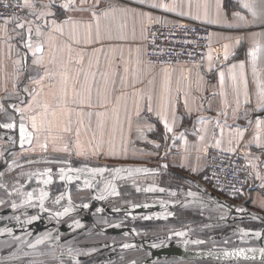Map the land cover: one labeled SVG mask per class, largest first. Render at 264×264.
<instances>
[{"label": "crops", "instance_id": "crops-1", "mask_svg": "<svg viewBox=\"0 0 264 264\" xmlns=\"http://www.w3.org/2000/svg\"><path fill=\"white\" fill-rule=\"evenodd\" d=\"M28 2L0 20V264H143L193 233L258 242L264 0ZM186 19L212 28L203 59L147 62L146 26ZM209 147L244 151L243 197L204 182ZM141 202L157 205L119 209ZM162 261L186 260L145 264Z\"/></svg>", "mask_w": 264, "mask_h": 264}, {"label": "built area", "instance_id": "built-area-1", "mask_svg": "<svg viewBox=\"0 0 264 264\" xmlns=\"http://www.w3.org/2000/svg\"><path fill=\"white\" fill-rule=\"evenodd\" d=\"M23 11V0H0V20ZM211 26L196 20L157 22L145 28V59L157 66L198 64L210 47ZM204 182L225 200L244 196L250 179L245 153L209 147Z\"/></svg>", "mask_w": 264, "mask_h": 264}, {"label": "water", "instance_id": "water-1", "mask_svg": "<svg viewBox=\"0 0 264 264\" xmlns=\"http://www.w3.org/2000/svg\"><path fill=\"white\" fill-rule=\"evenodd\" d=\"M258 117L264 116V112L257 114ZM224 202H229L223 199ZM157 205L155 202H141L134 205H128L124 208H119L121 210H142ZM51 223L46 224V228L52 227ZM3 231V230H1ZM258 241H263V238ZM164 245V244H163ZM166 246H156L155 256H151L148 259H144L143 264L147 263L149 260L153 263L155 259H170L175 258L179 260H203L212 262H250V261H262L264 262V244H241L233 245L223 248H202L198 246H184L178 245L173 242L165 244ZM155 257V259H154ZM46 264V263H44ZM47 264H53L47 263Z\"/></svg>", "mask_w": 264, "mask_h": 264}, {"label": "rangeland", "instance_id": "rangeland-1", "mask_svg": "<svg viewBox=\"0 0 264 264\" xmlns=\"http://www.w3.org/2000/svg\"><path fill=\"white\" fill-rule=\"evenodd\" d=\"M209 235V234H208ZM207 234L202 235V234H197V233H193L192 235H190L191 239H189L188 241L184 242V241H173L176 243H180L182 245H189V246H198V247H202V248H223V247H229V246H233V245H241L244 243H239L238 240L236 239H222L220 241L214 242L211 238L208 237ZM197 236H202V238H197ZM264 238V236L262 235L260 237ZM229 240V241H228ZM247 243H251V244H264V241H258L255 242L253 240L251 241H247ZM158 246H164L162 243H158ZM142 258V257H141ZM171 260L175 258H170ZM164 260V259H162ZM161 262V261H160ZM160 262H156V264H160ZM163 263L166 264V262L162 261ZM173 263V262H172ZM177 264H264V262L262 261H250V262H212V261H203V260H186L183 262H177Z\"/></svg>", "mask_w": 264, "mask_h": 264}, {"label": "snow or ice", "instance_id": "snow-or-ice-1", "mask_svg": "<svg viewBox=\"0 0 264 264\" xmlns=\"http://www.w3.org/2000/svg\"><path fill=\"white\" fill-rule=\"evenodd\" d=\"M24 6H27V7H32L33 5L30 4L28 2V0H25V5ZM68 4H65L63 5L64 8H68ZM154 7L156 5H153ZM159 7H166V5H159ZM244 7L245 8H248V10L251 12V14L253 15V17H255L257 15L256 11L254 10V8L250 5V4H244ZM239 15V14H237ZM20 27H23V25H19ZM31 30L29 29V32ZM28 47L31 48V44H28ZM225 48H227V46H225ZM35 51L39 52L41 51V48L38 46ZM225 55L227 56V53H225ZM33 63H40V61H34ZM41 79H43V77H41ZM259 101L260 103L258 104V107H264V87H261L260 89V92H259ZM45 109H47V105H45ZM17 111H20L19 109H17ZM149 111H151V109H149ZM32 119V127L33 129H38V125H37V117L33 116L31 117ZM161 119H163V117H161ZM21 120L23 121V117H21ZM43 125V120H41V126ZM164 125H165V128L167 131H171V128L168 126L167 124V121L165 120L164 121ZM14 125L13 124H4L3 127H6V128H11L13 127ZM261 126V121L257 120V128H259ZM65 130H68V129H65ZM20 132H21V140L23 141L24 140V134H25V127H24V124L23 122H21V125H20ZM30 135V134H29ZM257 139H259L257 137ZM93 171H103L102 169H95ZM119 171V170H117ZM61 179H63V176L61 177ZM47 183V181H45ZM113 194H115V190L113 189ZM29 195V198H31V193L28 194ZM101 199L103 197H100ZM43 199V194L41 196V200ZM13 207H15V205H13ZM41 207H43V205L41 204ZM85 207H87V205H85ZM65 211L67 212L68 209H65ZM61 213H58L57 215H60ZM32 219H36V217H32ZM177 235H182L181 233H177ZM257 235H259V233H257ZM37 243H40L41 241L38 239L36 241ZM31 246V245H30ZM154 247L156 245H153ZM125 247H127V245H125ZM262 252H264V249H261Z\"/></svg>", "mask_w": 264, "mask_h": 264}]
</instances>
